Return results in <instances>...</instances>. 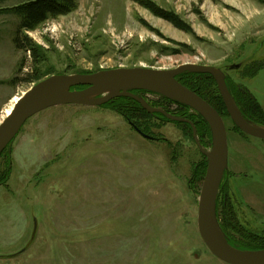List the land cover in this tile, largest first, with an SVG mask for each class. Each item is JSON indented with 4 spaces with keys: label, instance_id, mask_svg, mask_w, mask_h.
<instances>
[{
    "label": "rangeland",
    "instance_id": "1",
    "mask_svg": "<svg viewBox=\"0 0 264 264\" xmlns=\"http://www.w3.org/2000/svg\"><path fill=\"white\" fill-rule=\"evenodd\" d=\"M19 1H0V122L14 98L53 74L184 63L219 68L264 110V0H153L193 33L133 0H75L67 15L26 32L39 48L37 64L14 43L18 17L8 10ZM32 70L38 79L27 84ZM115 99L42 110L1 153L0 264H227L198 233L204 155L190 125L127 112ZM143 99L165 103L151 93ZM224 124L220 220L246 243L264 238V139L239 131L227 115Z\"/></svg>",
    "mask_w": 264,
    "mask_h": 264
},
{
    "label": "water",
    "instance_id": "2",
    "mask_svg": "<svg viewBox=\"0 0 264 264\" xmlns=\"http://www.w3.org/2000/svg\"><path fill=\"white\" fill-rule=\"evenodd\" d=\"M183 73L212 76L233 124L247 135L264 139V127L248 121L240 112L228 90L222 70L214 66L184 63L173 69L140 66L102 69L93 73L51 75L26 90L0 122V155L17 136L24 122L42 110L67 104L101 106L118 97L131 98L148 113H159L170 121L187 123L192 128L193 140L206 160L198 197L197 229L210 253L227 264H264V248L248 250L231 245L219 225L216 201L219 185L228 165L226 128L216 109L177 80ZM78 86L83 88L77 89ZM133 91L157 94L198 113L210 128V149L206 150L200 144L195 126L189 119L153 107ZM135 130L144 138L153 139L136 127Z\"/></svg>",
    "mask_w": 264,
    "mask_h": 264
},
{
    "label": "trees",
    "instance_id": "3",
    "mask_svg": "<svg viewBox=\"0 0 264 264\" xmlns=\"http://www.w3.org/2000/svg\"><path fill=\"white\" fill-rule=\"evenodd\" d=\"M4 1V0H0ZM138 5L143 7L144 9L148 10L151 14H153L156 17H159L170 24H172L175 28L182 30L187 33H193V29L191 26L185 22L179 15L174 13L173 11H169L167 9H164L160 7L158 4H156L153 0H133ZM76 7L75 0H20L17 5L10 8L8 11L10 13L15 14L18 17V24L16 26V32H15V38L14 43L18 48H21L23 50H27L30 52L32 59L37 64V61L39 60V51L36 44L33 42V40L26 34L27 31H31L35 29L37 26L45 22L49 18H56L58 16L67 15L70 13L73 9ZM259 67V66H258ZM264 67V64L258 68L261 69ZM186 75H191V78L189 80H185ZM38 79V75L35 74L34 70L31 72H27L23 78V81L27 84L34 83ZM177 80L197 93L200 97H202L204 100H206L214 109L217 110V112L222 116L223 120L224 117L228 114H226L225 106L221 100V97L218 92L217 86L215 84L214 79L209 74H190V73H184L177 77ZM226 85L229 89V92L231 96L233 97L236 105L238 106L240 112L242 115L247 119L248 121L254 123V124H262L264 125V110L262 109L261 105L259 104L258 100L254 96V94L247 89L246 87H239L235 84H230L227 78H225ZM213 89H212V88ZM77 89L83 88V86L76 87ZM216 90V91H215ZM217 93V102L212 99V97H216ZM133 93L140 95L144 98L145 94L147 92L145 91H133ZM155 95V94H153ZM157 96L158 100H161L163 104L158 105L155 103H152L148 101V103L151 106H160L165 111L179 116L183 118L189 119L195 126L196 134L199 139L200 144L203 147L211 146V132L208 124L206 121L196 112L191 110L189 107L179 104L177 102L168 100L162 96ZM211 98V99H210ZM118 102L121 104L124 102L123 109L127 112H132L135 109H139L140 112L148 114L145 110H143L138 102L135 100L128 98V97H118L114 100V102ZM113 102V100H110L105 105H110ZM174 104L176 105L175 110H171L169 108V105ZM256 110V115L254 114ZM254 111V112H253ZM150 116H157L163 120H167L163 115L159 113L151 114ZM129 121V124L132 125V127L135 129L138 128L141 130L133 121ZM179 124H184L180 122H176ZM187 126L188 124H184ZM188 128L191 131L192 135V128L188 126ZM237 128V127H236ZM238 129V128H237ZM239 130V129H238ZM142 131V130H141ZM240 131V130H239ZM143 132V131H142ZM147 134L146 132H143ZM148 135V134H147ZM207 138V141L205 139ZM193 138V135H192ZM1 157V156H0ZM206 170V160L204 157V160L202 162V165L199 169V175L197 177L196 183L199 185V189L201 187V183L205 174ZM216 214L219 221V225L224 232L228 242L239 248V249H248V250H257V249H263L264 248V238H257L256 240H250L245 243H239L234 241V239L230 236V234L227 232L224 223L220 220V214H219V204H218V198L216 201ZM229 215V214H227ZM229 221H231V214L229 215ZM249 237V236H247ZM251 238V237H249Z\"/></svg>",
    "mask_w": 264,
    "mask_h": 264
},
{
    "label": "bare ground",
    "instance_id": "4",
    "mask_svg": "<svg viewBox=\"0 0 264 264\" xmlns=\"http://www.w3.org/2000/svg\"><path fill=\"white\" fill-rule=\"evenodd\" d=\"M19 97H20V96H18V97H16V98L13 99V103H12V105H11L10 107L7 108V110H6V114H8V113L10 112L12 106H13L14 103L18 100ZM36 114H37V113H36ZM24 123H25V122H24Z\"/></svg>",
    "mask_w": 264,
    "mask_h": 264
},
{
    "label": "flooded vegetation",
    "instance_id": "5",
    "mask_svg": "<svg viewBox=\"0 0 264 264\" xmlns=\"http://www.w3.org/2000/svg\"><path fill=\"white\" fill-rule=\"evenodd\" d=\"M220 185H221V182H220ZM220 185H219V190H218V196H219V194H221V191H220L221 186ZM218 196H217V198H218Z\"/></svg>",
    "mask_w": 264,
    "mask_h": 264
}]
</instances>
